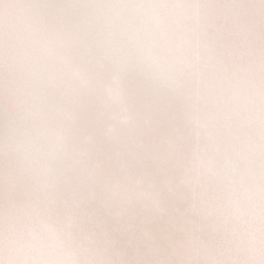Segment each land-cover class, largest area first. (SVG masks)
<instances>
[{
	"label": "clouds",
	"instance_id": "clouds-1",
	"mask_svg": "<svg viewBox=\"0 0 264 264\" xmlns=\"http://www.w3.org/2000/svg\"><path fill=\"white\" fill-rule=\"evenodd\" d=\"M0 264H264V0H0Z\"/></svg>",
	"mask_w": 264,
	"mask_h": 264
}]
</instances>
